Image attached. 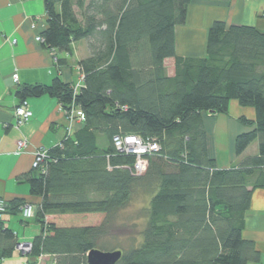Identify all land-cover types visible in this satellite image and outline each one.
<instances>
[{"label": "trees", "instance_id": "16d2710c", "mask_svg": "<svg viewBox=\"0 0 264 264\" xmlns=\"http://www.w3.org/2000/svg\"><path fill=\"white\" fill-rule=\"evenodd\" d=\"M191 0H43L45 29L38 41L50 51L72 53L85 41L80 80L16 89L28 97L56 98L68 114H84L82 128L48 150V158L25 176L39 198L40 226L24 264H86L90 250L105 252L103 239L115 216L139 191L148 197L139 240L116 264H247L258 260L242 237L244 214L254 190L264 186V33L214 22L203 58L176 55L175 28ZM173 61V74L164 62ZM78 85V89L75 86ZM252 108L248 131L233 141L240 156L253 142L257 154L220 169L208 153L207 114L227 115L230 102ZM107 147L101 149L97 136ZM115 135L154 139L142 174L134 157L118 153ZM23 200L5 205L15 215ZM18 244L0 221V260Z\"/></svg>", "mask_w": 264, "mask_h": 264}, {"label": "crops", "instance_id": "0c3cea01", "mask_svg": "<svg viewBox=\"0 0 264 264\" xmlns=\"http://www.w3.org/2000/svg\"><path fill=\"white\" fill-rule=\"evenodd\" d=\"M45 20L43 0H0V201L9 206L14 200H23L30 208L27 216L20 209L23 217L20 223L24 225L28 224L26 219L34 218V208L40 203L39 198L30 196L25 180V176L33 174L34 153L57 147L64 138L72 137L82 128L81 123L69 120L56 98L48 95L26 98L32 117L20 126L15 125L14 109L20 103L17 88L48 86L55 78L64 84H77L81 78L78 62L88 55L85 41L74 43L71 55L44 48L35 39L45 29ZM216 21L223 22L226 27L247 26L264 33V0H191L185 23L175 28L176 55L203 58L207 31ZM81 42L85 43L80 45ZM13 75H17L16 83ZM240 118L253 121L255 112L234 101L230 102L227 115L203 117L208 153L220 169L234 167L257 154L256 142L238 157L233 153L234 138L248 131L238 121ZM18 141L26 142L21 153L17 151ZM8 215L1 213L0 221L11 230L6 224ZM38 227L40 231L39 224ZM23 231L20 237V232L13 231L16 241L31 242L33 238H25ZM242 237L252 242L258 253V260L247 264H264V186L251 194L249 209L244 214ZM13 254L1 259L0 264L26 262H14ZM45 259L52 258L41 256V260Z\"/></svg>", "mask_w": 264, "mask_h": 264}, {"label": "rangeland", "instance_id": "374dc122", "mask_svg": "<svg viewBox=\"0 0 264 264\" xmlns=\"http://www.w3.org/2000/svg\"><path fill=\"white\" fill-rule=\"evenodd\" d=\"M83 43L85 42H81L80 45H82ZM164 66L166 68L167 74L171 76L173 74V61L166 60L164 62ZM211 115L213 116L214 114ZM97 137L98 147L101 149H105L107 147L106 138L100 134ZM147 205L148 197L145 194L139 191L137 194L133 195L128 205L115 216V218L113 219V223L110 225V227H108V234L102 241V246L106 249L105 252H122L123 250H128L129 248L134 246V242L136 240H139V233L142 231L143 226L145 225V209L147 208ZM7 218L9 221L6 222V224L9 226V228H11V230L20 232L18 235L19 237L22 236L21 231L23 229V236L25 238L28 236H31V238H33V236H35V233H38L39 231L38 224L35 222L34 218L26 219L25 222L28 223L27 225L20 223V221L23 220V217L20 213L15 215H8ZM30 251L26 254H24L23 252L20 253L14 251V262L20 263L21 261L27 260V256L30 254ZM52 261L53 259H50L49 261L45 259L43 261L41 260L40 256L37 259V264H49L52 263ZM11 264H13V262H11Z\"/></svg>", "mask_w": 264, "mask_h": 264}, {"label": "built area", "instance_id": "2783aa9c", "mask_svg": "<svg viewBox=\"0 0 264 264\" xmlns=\"http://www.w3.org/2000/svg\"><path fill=\"white\" fill-rule=\"evenodd\" d=\"M34 28V26H32ZM37 42L40 41L39 37L35 39ZM14 83L17 82V75L12 76ZM78 89V85L75 86ZM15 125L20 126L23 123L27 122L31 117L32 113L28 107L26 100H23L19 105L14 109ZM68 118L71 122H83L84 114L76 107H72L68 113ZM112 144L115 150L123 155L133 156V170L136 174H141L145 171L147 167L146 157L156 153L159 150V144L154 139L142 138L137 135H115L112 138ZM26 148L25 141L17 142V151L21 153ZM48 158V151L45 149H39L34 153V158L32 162V169H37L39 166ZM24 210V215H28L29 207L25 206L22 208ZM5 212V204L0 201V214ZM31 249V244H22L18 243L15 247V251L20 253H28Z\"/></svg>", "mask_w": 264, "mask_h": 264}, {"label": "water", "instance_id": "95a60500", "mask_svg": "<svg viewBox=\"0 0 264 264\" xmlns=\"http://www.w3.org/2000/svg\"><path fill=\"white\" fill-rule=\"evenodd\" d=\"M121 256V251L102 252L90 250L86 255V264H116Z\"/></svg>", "mask_w": 264, "mask_h": 264}]
</instances>
